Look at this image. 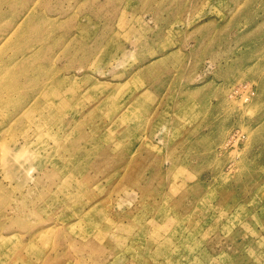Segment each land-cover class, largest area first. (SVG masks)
I'll use <instances>...</instances> for the list:
<instances>
[{
  "label": "rangeland",
  "instance_id": "rangeland-1",
  "mask_svg": "<svg viewBox=\"0 0 264 264\" xmlns=\"http://www.w3.org/2000/svg\"><path fill=\"white\" fill-rule=\"evenodd\" d=\"M0 264H264V0H0Z\"/></svg>",
  "mask_w": 264,
  "mask_h": 264
}]
</instances>
